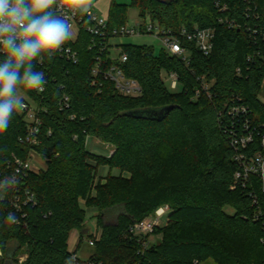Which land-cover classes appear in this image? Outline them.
<instances>
[{"label": "trees", "instance_id": "1", "mask_svg": "<svg viewBox=\"0 0 264 264\" xmlns=\"http://www.w3.org/2000/svg\"><path fill=\"white\" fill-rule=\"evenodd\" d=\"M130 6L176 34L213 28L212 52L204 54L184 38L188 60L149 45L118 44L114 53L103 50L104 38L82 23L76 38L64 43L77 52V62L58 50L33 61L45 75V88L18 84L16 95L37 110V142L28 140L26 116L14 111L0 134V179L15 173L13 154L26 160L35 151L46 168L20 177L0 199V264H64L73 256L74 229L80 243L93 237L86 222L91 210L102 229L89 257L98 263L264 264V229L254 202L255 195L262 198L260 182L254 176L247 185L236 183L240 165L229 142L228 114L240 97L254 124H264V0H111L110 29L127 24ZM123 54L128 59L122 62ZM5 59L0 51V63ZM112 64L140 83V95H125L94 73ZM163 70L178 74L176 89ZM171 105L162 117L138 115ZM90 136L112 145V152L89 150ZM102 165L108 173L96 182ZM24 187L37 203L18 211L15 195ZM165 205L171 209L168 221L153 233L161 240L146 247L151 234L140 238L131 227ZM9 213L20 222L8 223Z\"/></svg>", "mask_w": 264, "mask_h": 264}, {"label": "built area", "instance_id": "2", "mask_svg": "<svg viewBox=\"0 0 264 264\" xmlns=\"http://www.w3.org/2000/svg\"><path fill=\"white\" fill-rule=\"evenodd\" d=\"M227 9L226 6L223 8ZM57 15L63 16L67 19L68 24L71 26L72 39H75L80 25L83 23L86 25L87 30L96 36L104 38L106 45L102 46V49L114 47L110 40L116 36L123 35H140L143 33H153L162 40L165 50L172 54L183 57L185 60L189 59L190 50L183 45V39L194 40L196 46L204 53L210 54L214 47L215 30L213 28L200 29L196 27L194 30H188L183 28L179 34L173 33L170 30L163 29L158 23L144 20H138L134 25L124 24L114 29H110L107 24V19L98 17L92 10H88L87 13L77 11L73 13L67 8H59L54 6L51 10ZM112 46H110V45ZM59 52L65 53L69 58L75 62L78 60V54L70 46L62 45ZM3 52V51H2ZM113 59L114 54L112 56ZM128 56L123 54L119 57V60L126 61ZM240 71V69H238ZM95 74L101 73L105 79L114 83L115 87L125 95L138 96L142 93V87L140 83L134 79L126 76L121 64H112L106 70H100L99 66L94 70ZM162 76L164 80L170 85L171 88L176 89L179 84V76L176 72H170L163 70ZM44 85L41 90H44ZM205 88H209L206 84ZM200 92L197 91V95ZM21 101V106L18 111L26 116L29 123V137L28 140L37 142L35 137L38 132V124L40 120L37 116L36 108L26 100ZM66 101L68 98L66 97ZM234 102L229 106L228 114L231 119V133L229 136L230 145L234 149V158L239 163L240 169L236 172V183L240 182L243 185H247L252 177L258 178L260 182L262 198L261 200L255 195L254 202L257 204L255 217L258 220H262L264 229V124L255 125L251 119V112L248 105H246L240 97L235 98ZM37 125H36V124ZM112 152V151H111ZM15 161V173L12 177L16 178L17 185L20 177H26L30 171L39 172L41 169L46 168V161L35 151H32L30 157L26 160L13 154ZM35 161V165H33ZM19 191L15 195L14 205L16 210L20 211L23 205L29 203H37L36 195L29 188L18 189ZM20 190L23 192L21 194ZM260 201L263 205L260 204ZM169 206L159 207L155 213L147 216L140 222L135 223L131 227V232L140 238L153 234L157 226L163 225V221L167 213L169 212ZM25 215V214H24ZM17 223L20 219L16 216ZM102 229L95 227L93 231V237L87 239L89 245L93 246L97 240L101 238ZM147 246L150 245L149 241L144 243ZM75 259V264H102L98 263L94 259L80 258L76 251H72ZM25 256L21 257L20 261H23Z\"/></svg>", "mask_w": 264, "mask_h": 264}, {"label": "clouds", "instance_id": "3", "mask_svg": "<svg viewBox=\"0 0 264 264\" xmlns=\"http://www.w3.org/2000/svg\"><path fill=\"white\" fill-rule=\"evenodd\" d=\"M91 0H0V51L6 59L0 63V134L9 125L14 111L21 106L16 95L18 84L29 90H41L45 75L36 71L33 61L56 52L71 38L67 19L51 11L54 6L73 13H87ZM23 70V71H22ZM16 183L15 177L0 179V199ZM6 221L17 223L14 213ZM69 256L64 264H75Z\"/></svg>", "mask_w": 264, "mask_h": 264}, {"label": "rangeland", "instance_id": "4", "mask_svg": "<svg viewBox=\"0 0 264 264\" xmlns=\"http://www.w3.org/2000/svg\"><path fill=\"white\" fill-rule=\"evenodd\" d=\"M120 3H129L130 0H117ZM110 2L111 0H91V3L89 5V8L92 9V11L98 15V17L100 18H104L107 19L108 15H109V7H110ZM145 20L147 22H150L152 20H150V18H142L140 16V11L135 8V7H129L128 12H127V24L129 25H134L138 20ZM157 23V22H156ZM110 43L116 47V49H114V51L118 52L120 46H118V44H137V45H149V46H153L155 48L156 53H159L161 51V49L164 47V44L162 43V40L157 37L155 34L153 33H143L140 35H123V36H116L111 38ZM22 94H18L17 97L20 98ZM260 98L264 101V83H263V87L260 93ZM87 146L89 148V150H91L92 152L96 153V154H100V155H108L110 152V149H113L114 147L112 145H110L109 143H105L103 141H101L100 139H98L97 137L94 136H90L88 138V143ZM33 165H35V161L33 163ZM103 168H105L104 165H102L99 168V174L98 177L96 179V182L100 181V177L102 176V172ZM107 170H109L107 168ZM108 173V171H107ZM114 174L118 173L117 169L113 170ZM126 175L130 176V172H125ZM104 180V179H103ZM170 210L167 213V215L164 218L163 221V225H165V223L168 221V217L170 214ZM94 213V211H88L87 213V227L91 228V231H93L95 229V227H99L98 225V221L96 219V217H91V215ZM114 220V219H112ZM161 235H155V234H151L150 238H149V243L152 244L154 242H158L161 240ZM13 247L16 245L15 242L12 243ZM12 247V248H13ZM93 253V246L89 245L87 238H85L84 242H82L80 248L77 251V254L79 255L80 258L86 259L89 258L90 255ZM1 254V251H0ZM19 257L24 256V251H21L20 253H18ZM202 264H214L213 260H208Z\"/></svg>", "mask_w": 264, "mask_h": 264}, {"label": "crops", "instance_id": "5", "mask_svg": "<svg viewBox=\"0 0 264 264\" xmlns=\"http://www.w3.org/2000/svg\"><path fill=\"white\" fill-rule=\"evenodd\" d=\"M91 6V5H90ZM90 10H92L91 8H89ZM109 11V9H108ZM112 151V149H110V152ZM103 171L102 172V176L104 174L107 173V167L103 168ZM80 240H81V234H80V231L74 229L72 232H71V235H70V238H69V249L71 251H78V249L80 248L81 244L80 243Z\"/></svg>", "mask_w": 264, "mask_h": 264}, {"label": "water", "instance_id": "6", "mask_svg": "<svg viewBox=\"0 0 264 264\" xmlns=\"http://www.w3.org/2000/svg\"><path fill=\"white\" fill-rule=\"evenodd\" d=\"M174 109V106H165V107H163V108H159V109H157V110H155V112H152V111H148L147 113H146V111H142L140 114H138V115H140V116H142V115H144V113L145 114H155V116L157 115V116H159V117H162V116H164V115H166V114H168L171 110H173Z\"/></svg>", "mask_w": 264, "mask_h": 264}, {"label": "flooded vegetation", "instance_id": "7", "mask_svg": "<svg viewBox=\"0 0 264 264\" xmlns=\"http://www.w3.org/2000/svg\"><path fill=\"white\" fill-rule=\"evenodd\" d=\"M12 262V261H11Z\"/></svg>", "mask_w": 264, "mask_h": 264}]
</instances>
